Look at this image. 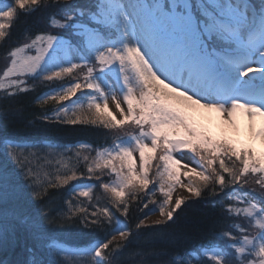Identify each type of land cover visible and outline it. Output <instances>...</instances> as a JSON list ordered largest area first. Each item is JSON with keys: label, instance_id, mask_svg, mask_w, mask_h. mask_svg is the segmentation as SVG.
<instances>
[{"label": "snow or ice", "instance_id": "6c2138e0", "mask_svg": "<svg viewBox=\"0 0 264 264\" xmlns=\"http://www.w3.org/2000/svg\"><path fill=\"white\" fill-rule=\"evenodd\" d=\"M44 10L46 29L7 52L0 93L15 98L37 82L63 81L37 99L36 119L115 138L45 151L0 137V264H71L73 255L128 264L125 250L141 230L166 227L186 203L174 196L178 188L211 197L219 213L210 229L223 224L209 233L219 243H202L190 256L201 264H264V0H0V41L21 15ZM196 113L215 114L223 132L201 127ZM80 180L90 183L74 185L63 208L47 204L50 189ZM133 201L136 211L148 209L134 230L117 216L127 217ZM72 230L102 235L82 247L54 236ZM166 239L152 234L146 243ZM131 255L137 264H169L161 259L166 249Z\"/></svg>", "mask_w": 264, "mask_h": 264}, {"label": "trees", "instance_id": "16d2710c", "mask_svg": "<svg viewBox=\"0 0 264 264\" xmlns=\"http://www.w3.org/2000/svg\"><path fill=\"white\" fill-rule=\"evenodd\" d=\"M48 15V10H44L27 16H20L11 29L10 38L6 41H0V71L4 69L7 63V52L18 44L26 34L34 35L46 29ZM67 81L71 82V77L67 78ZM59 83H63V81L50 86L37 82V87L34 91L21 94L15 98L4 99L3 94L0 93V123H7V128H0V137L8 134L29 142H38L40 147L45 151V143L49 142L56 143L60 147L77 145L80 142H87L93 144V146L110 145L115 138V133H107L102 128L84 125L45 124L36 119L42 111L41 105L36 103L37 99L41 94L49 91V88L58 87ZM53 106L54 104L50 103L44 107L50 109ZM127 130L138 131L136 129ZM0 159L1 161L4 159L1 149ZM78 183L86 184L90 182L80 180ZM71 188L69 184L59 189H50L46 197L47 204L54 211L63 208L66 199L71 195ZM143 194L141 193L140 195L143 196ZM96 197L100 198L101 205L107 202L103 190L99 187L94 192V199ZM211 199L208 196L189 199L181 206V209L177 210L174 220L169 221L166 227L153 226L150 229H142L140 236L128 245L125 250L124 259L128 264H137L140 258L131 255V253L147 250L151 247L157 251L166 249L167 255L161 259L167 260L168 258L170 260L188 254L202 243H208L209 241L219 243L216 241L214 235L209 234L210 231H218L223 227L221 223L215 230L210 229L212 221L217 218L219 213L218 206L214 208L211 203L207 202ZM147 211L148 209H144L142 212L136 211V202H131V209L129 215L126 217L129 227L134 230L138 219L143 218L144 212ZM152 234H164L167 239L158 240L154 243H146V241H151ZM100 235L102 233H78L75 230L69 233L62 231L54 233V236L59 241L71 246L81 247L99 238Z\"/></svg>", "mask_w": 264, "mask_h": 264}, {"label": "rangeland", "instance_id": "374dc122", "mask_svg": "<svg viewBox=\"0 0 264 264\" xmlns=\"http://www.w3.org/2000/svg\"><path fill=\"white\" fill-rule=\"evenodd\" d=\"M110 103V108H112L113 111H115V108H114V105L111 103V101L109 102ZM194 118L196 119L197 123L201 126V127H204L206 128L209 132H211L213 135H219L223 132V127L221 125V122L219 121L218 118H216L215 114H204V115H201L199 113H196L194 114ZM115 137V136H114ZM238 140H240L241 142H246L247 141V136L244 135V134H240L236 137ZM51 144L53 146H57L58 144L56 143H53V142H49V143H45V148H46V151H47V146ZM93 145V144H92ZM59 146V145H58ZM96 146H99V145H96ZM0 149H1V152L4 153V146L3 144L1 143L0 144ZM261 150L259 147H258V151ZM4 157V155H3ZM1 161V159H0ZM185 162H189L188 159H187V154H186V159H185ZM80 181H73V182H70V187H73L74 185H79L81 183H78ZM150 188L152 187L151 185L149 186ZM98 187L94 188L93 190V195H94V192H96V189ZM72 189V188H71ZM70 189V190H71ZM102 190V189H101ZM102 192V191H101ZM177 194H180V195H183L185 197H187V200L189 199H193V198H196V197H192L190 196L186 190L184 189H181V188H178L176 193H174V196L177 195ZM72 195V193H71ZM144 195V194H143ZM82 199H86V198H83L81 197ZM156 199H160V194L157 192V195H156ZM186 200V201H187ZM150 208L152 207V205H149ZM117 216H119V218L122 220V221H126V217L124 216H121L119 213H117ZM159 216H158V213L155 214V215H152L150 216L147 220H146V223L147 224H151L152 221L158 219ZM127 222V221H126ZM237 222L239 223H245V221L243 220H238ZM128 223V222H127ZM129 225V223H128ZM62 242V241H60ZM62 243H65V242H62ZM91 243V242H90ZM90 243H88L86 246H90ZM67 244V243H66ZM69 247H72L71 245L67 244ZM192 260L193 261V264H201V261L198 260L196 257H193V256H190L189 253L188 254H185L183 256H179V257H176L174 259H170L168 260L167 258V261L169 262V264H188V260ZM88 260L89 258L88 257H82V256H79V255H73L71 257V264H88Z\"/></svg>", "mask_w": 264, "mask_h": 264}]
</instances>
